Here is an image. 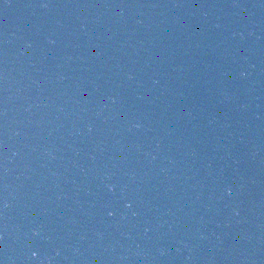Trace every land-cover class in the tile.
I'll use <instances>...</instances> for the list:
<instances>
[{
  "label": "water",
  "instance_id": "1",
  "mask_svg": "<svg viewBox=\"0 0 264 264\" xmlns=\"http://www.w3.org/2000/svg\"><path fill=\"white\" fill-rule=\"evenodd\" d=\"M264 259V0H0V264Z\"/></svg>",
  "mask_w": 264,
  "mask_h": 264
}]
</instances>
